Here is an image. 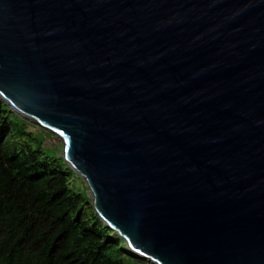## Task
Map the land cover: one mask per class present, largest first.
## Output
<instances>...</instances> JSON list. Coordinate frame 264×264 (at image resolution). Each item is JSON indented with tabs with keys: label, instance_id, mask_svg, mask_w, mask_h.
<instances>
[{
	"label": "water",
	"instance_id": "95a60500",
	"mask_svg": "<svg viewBox=\"0 0 264 264\" xmlns=\"http://www.w3.org/2000/svg\"><path fill=\"white\" fill-rule=\"evenodd\" d=\"M0 97L133 252L264 264V0H0Z\"/></svg>",
	"mask_w": 264,
	"mask_h": 264
},
{
	"label": "trees",
	"instance_id": "16d2710c",
	"mask_svg": "<svg viewBox=\"0 0 264 264\" xmlns=\"http://www.w3.org/2000/svg\"><path fill=\"white\" fill-rule=\"evenodd\" d=\"M19 116L0 97V264H154L134 256Z\"/></svg>",
	"mask_w": 264,
	"mask_h": 264
},
{
	"label": "rangeland",
	"instance_id": "374dc122",
	"mask_svg": "<svg viewBox=\"0 0 264 264\" xmlns=\"http://www.w3.org/2000/svg\"><path fill=\"white\" fill-rule=\"evenodd\" d=\"M15 111V110H14ZM16 112V111H15ZM17 114H19L20 118L21 119H26L27 117H25L24 115L20 114L17 112ZM30 122V126L28 128V131H32V132H44V136H43V145H45L47 148L55 151V152H58L59 156H62V151H63V142H62V139L57 135L55 134L54 132L48 130V129H45L42 131L41 129H39V127H41L38 123L34 122L33 120L27 118ZM77 173V172H76ZM78 174V173H77ZM79 175V174H78ZM74 185L76 186V190L78 191H82L83 188L86 189V192L88 194V198L90 201H92V196H91V193H90V190L88 189V186H87V183L86 181L80 177V175L78 177H75L74 179ZM134 256L135 257H139V258H142L143 260L146 259L144 257H141L140 255H138L137 253L133 252ZM138 262H140V260H137ZM152 262V261H150ZM154 263V262H152ZM155 264V263H154Z\"/></svg>",
	"mask_w": 264,
	"mask_h": 264
}]
</instances>
